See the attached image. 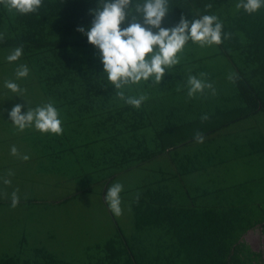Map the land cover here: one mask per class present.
I'll list each match as a JSON object with an SVG mask.
<instances>
[{"label":"trees","instance_id":"1","mask_svg":"<svg viewBox=\"0 0 264 264\" xmlns=\"http://www.w3.org/2000/svg\"><path fill=\"white\" fill-rule=\"evenodd\" d=\"M144 2L132 0V5ZM239 2L168 0L162 27H174L182 15L188 21L215 15L223 24L222 43L207 48L213 51L202 58L193 53L180 58L159 85L149 80L121 89L125 96L148 97L138 109L117 97L103 75L99 51L77 31L90 28V12L100 0H42L36 12L25 15L0 5V99L7 109L0 119V163L6 162L0 180L5 175L12 188L30 193L33 173L58 182L73 168L71 178L81 190L65 197L94 194L98 188L96 196L105 201L113 182L135 173L133 190L124 193H132L133 235L116 222L106 243L72 244L80 250L79 259L52 252L60 246L58 252L72 255L49 229L44 238L24 230L14 235L25 222L18 209L23 213V205L41 201L21 193L14 208L12 201H0L11 210V217L0 219V250L12 240L15 250L14 256L1 251L0 264H264V6L248 14L237 10ZM21 46V57L7 62ZM195 47L189 41L183 49ZM208 59L218 65L215 75L203 65ZM21 64L29 75L17 79ZM209 74L207 83L216 94L205 89L189 98L187 78ZM5 81L26 92L14 96ZM48 102L59 111L61 135L12 126L8 113L16 104L23 114ZM198 132L202 143L196 141ZM5 233L11 234L9 240ZM255 233L263 238L258 251L248 241Z\"/></svg>","mask_w":264,"mask_h":264},{"label":"clouds","instance_id":"2","mask_svg":"<svg viewBox=\"0 0 264 264\" xmlns=\"http://www.w3.org/2000/svg\"><path fill=\"white\" fill-rule=\"evenodd\" d=\"M42 4V0H0V5L15 14L25 15L36 12ZM264 6V0H240L237 10L243 9L248 14L255 13ZM207 7H211L208 5ZM169 13L168 0H145L144 3L132 5V0H100L97 7L90 12L93 15L91 26L87 30L84 27L77 29L86 35L87 42L100 53V61L103 65V75L117 90L116 95L126 105L139 108L148 98L141 94L125 96L121 89L140 82L152 81L159 85L163 76L171 68L179 64L177 55L189 42L199 44L201 47L219 45L222 43L223 24L215 15H203L198 19L188 21L183 15L179 23L171 28L162 27V22ZM155 30V31H154ZM3 39V35H0ZM23 48L17 47L6 57L7 62L13 63L22 55ZM29 75L27 65L21 64L15 70L17 79H24ZM201 77L204 75L200 74ZM233 76H229L232 80ZM5 88L14 96H22L26 89L13 81H5ZM189 98L205 89L211 90L215 95V89L211 83L201 78L190 75L186 81ZM181 91L180 87L176 89ZM22 105L16 104L8 113L12 126L18 131L33 128L40 133L61 135L63 129L59 111L52 102L45 103L34 109L28 108L22 114ZM208 119L205 115L202 120ZM196 141L203 142L201 133H196ZM13 155L17 149H11ZM27 159V157H25ZM11 175V173H9ZM5 184L10 181L5 180ZM123 185L114 183L107 190L105 202L109 211L119 217L122 215L120 193ZM19 197L12 193V207H16Z\"/></svg>","mask_w":264,"mask_h":264},{"label":"rangeland","instance_id":"3","mask_svg":"<svg viewBox=\"0 0 264 264\" xmlns=\"http://www.w3.org/2000/svg\"><path fill=\"white\" fill-rule=\"evenodd\" d=\"M196 47L192 50L183 49L181 53H178L179 59L181 58H191V53L195 54V57L202 58L203 56H207L211 54L213 50H209L207 48H211L212 46H204L201 47L199 44H195ZM205 67L209 68L212 75L217 73L216 61L208 59L203 64ZM0 99V119H2L1 113H6L7 109L3 106L6 100ZM1 132V131H0ZM1 136V133H0ZM2 148H0V162H2ZM6 164V162L0 163V166ZM73 168L67 175L71 174L69 177H65L62 181L54 182L53 179H47L42 176V178H36L34 173L27 181H29L27 187H30L31 192L28 193L22 192L21 190L17 191V187L12 188V184H5L4 181L10 179H5V175H3L4 180H0V201H12V193L16 192L17 194L21 193L25 194L23 197L29 194L31 197L41 201L39 205L33 206H22L23 213L18 209V217H21L24 214V223L18 225V232H15L14 235L19 234L22 230L24 232L32 233L35 235V238L45 237L44 232L49 231L54 233L61 242L66 243L64 247L61 249H66L70 251L72 255L67 256L58 252V250H53L52 252H57L60 257H64L67 259H79L80 250H74L70 247L72 244L79 246H94L96 244H104L106 243L116 232L115 223L118 222L124 233L130 237L134 233L133 226V214L130 212V208L128 207V200L131 198L132 193L124 195L125 192H129L133 190L132 187L135 186V173L134 176H125L121 177L114 183H121L123 185V190L120 193L121 198V208L122 215L119 217L114 216L108 208L107 203L101 197H97L96 193L99 191H95L94 194H82L81 196L74 197L75 199H67L65 196L67 194L78 193L81 190L79 184L75 183L71 176L75 173L72 171ZM90 182V181H89ZM55 183L59 184L58 189H55L50 186V184ZM95 183V182H93ZM109 186V187H110ZM124 195V196H122ZM18 196V195H17ZM8 206H0V219H5V217H11L10 208H6ZM7 211V213H4ZM13 222L8 220L6 222V228H8L10 232V228H12ZM9 234V233H5ZM7 235V240H9V236ZM43 237V238H44ZM250 245L254 251H258L261 249L263 244V238L260 237L259 234H251L248 238ZM7 243V242H6ZM12 245V246H11ZM52 249L53 243L51 242ZM14 242L13 240L7 243L1 251H5L10 253V256H14L15 253L13 250ZM48 247V246H47ZM49 250L50 247H48ZM56 253V254H57Z\"/></svg>","mask_w":264,"mask_h":264},{"label":"crops","instance_id":"4","mask_svg":"<svg viewBox=\"0 0 264 264\" xmlns=\"http://www.w3.org/2000/svg\"><path fill=\"white\" fill-rule=\"evenodd\" d=\"M209 78H211V75L209 74V76H208V78H206V77H204L203 78V80L205 81V82H207L208 80H210ZM184 98V97H183ZM185 99V98H184ZM163 102L165 101V99L164 100H162ZM181 101H184V100H181ZM187 101V100H186ZM166 102V101H165ZM168 102H170V101H168ZM186 103V102H185ZM185 105V104H184ZM182 109V108H181ZM186 111H188L187 109H185ZM183 113V112H182ZM182 113L180 112V114L179 115H177V116H180V115H182Z\"/></svg>","mask_w":264,"mask_h":264}]
</instances>
